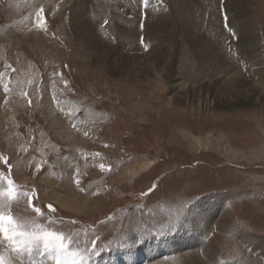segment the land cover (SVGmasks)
Returning a JSON list of instances; mask_svg holds the SVG:
<instances>
[{
	"label": "rangeland",
	"instance_id": "1",
	"mask_svg": "<svg viewBox=\"0 0 264 264\" xmlns=\"http://www.w3.org/2000/svg\"><path fill=\"white\" fill-rule=\"evenodd\" d=\"M204 1L0 0V212L76 254L17 253L0 236L4 264L166 241L209 199L228 220L214 213L202 236L213 260L192 254L264 264V97L219 86L264 91V0ZM189 248L166 261L188 264Z\"/></svg>",
	"mask_w": 264,
	"mask_h": 264
},
{
	"label": "bare ground",
	"instance_id": "2",
	"mask_svg": "<svg viewBox=\"0 0 264 264\" xmlns=\"http://www.w3.org/2000/svg\"><path fill=\"white\" fill-rule=\"evenodd\" d=\"M189 1H191V0H189ZM200 1H201L202 5H204L206 3L204 0H200ZM211 3H212V1H211ZM211 3L209 4L210 6H208V8L206 10V12H209V14L214 11L213 7H212L213 4H211ZM226 5L229 6V1H227ZM195 7L196 6L194 5V11L197 10V8H195ZM196 23H198V22H196ZM82 26H83V24H82ZM83 31H84V33H86L87 36H89L88 26L83 27ZM207 31H208V34H209L210 37L213 34H215V36H216L217 26L214 23V19L210 18V21H208V29H207ZM86 35H85V37H86ZM85 40H88V39H85ZM122 40H123V38H122ZM210 41H212V40H210ZM117 58H118V56H117ZM144 73H146V71H144ZM168 73H170V72H168ZM156 78H158V77H156ZM224 81H228V82L220 83L219 86L223 85V87L226 88L227 91L231 93L229 95H233V94L236 93L239 97L244 99V101L253 100L254 98H255V101H256L257 99H262L261 97H264L263 89H259L255 85L245 84L244 82H237V81H235L233 79H228V80L224 79ZM238 81H241V80H238ZM156 84H157V82H156ZM160 88H162V87H160ZM219 91H214L213 94L216 95L217 93H219ZM226 94H228V93H226ZM262 100H264V99H262ZM216 202H217V199H215L214 201L212 199H209L208 203L207 202H203V203L201 202V203H198L197 205H195L192 209H190L188 214L189 215H190V213L192 214V215H190L191 219L186 217L187 219L185 221L188 222L189 226H191V227L188 230H183V231L179 232V234L174 236L172 239L164 241V240H157V239L152 238V239H148V240H142V241H140V243H137V242H139V240H137L136 238H133L134 236H133V234H131V235H129L130 237L128 236L129 239H130V244L127 247V249L125 248L123 251L121 250L118 253H110L109 255L101 256L98 260L92 262L91 264H136V261L138 259H140V258H143V259L145 258L144 262L146 264H156V263L161 264V263H163L162 261L167 262V264H171L168 261H171L172 258L170 257L171 259L168 260L167 259L168 256L169 255L170 256L174 255V257H175L176 256L175 254H177V253L180 254L181 251H183L182 249H185L186 247H190L188 250H186V251L190 250L189 252H187V253H190V254L185 256V257H183V259L186 260L188 264H204V261L200 260L197 257V255H193L194 253H196L198 255H200V253H201L203 259L213 260L214 257H215L214 246H211L207 242L203 243L202 236H203V234L205 233V231H206V229L208 227L207 223L209 222V220L212 217V215L214 213H216V211L218 209L220 211L222 209V207ZM60 205L63 206L64 208L65 207L68 208V206H69L68 202L66 200H63V199L60 201ZM218 214L220 215V217H222V219H221L222 223L226 224V221L228 220L227 219L228 215L225 212H221V213L219 212ZM182 221L184 222V220H182ZM243 241H248V239L244 238ZM194 247L195 248L199 247L201 249V251L200 250H196L195 251L193 249ZM165 256H166V259L164 258L165 259L164 260L163 257H165ZM177 256L178 257H182V256H179V255H177ZM44 258H46V257H44ZM158 258H160V259H158ZM46 260L51 261L52 264H63L64 263V262L61 261V259L56 258V257H52V255L50 257L46 258ZM166 260H168V261H166Z\"/></svg>",
	"mask_w": 264,
	"mask_h": 264
},
{
	"label": "snow or ice",
	"instance_id": "3",
	"mask_svg": "<svg viewBox=\"0 0 264 264\" xmlns=\"http://www.w3.org/2000/svg\"><path fill=\"white\" fill-rule=\"evenodd\" d=\"M12 192L11 181H9L7 193L11 196ZM48 207L51 209V205ZM35 211L39 213L40 210L35 209ZM37 228L39 226L27 231L23 222L16 221L11 215L0 212V236L9 242L14 252H27L30 255L34 248H40L42 252L55 249L58 254L63 253L65 256L73 257L76 255L69 253L66 245L60 242L63 239L60 234L45 229L36 230ZM0 264H4L2 257H0ZM69 264H76V262L72 260Z\"/></svg>",
	"mask_w": 264,
	"mask_h": 264
}]
</instances>
